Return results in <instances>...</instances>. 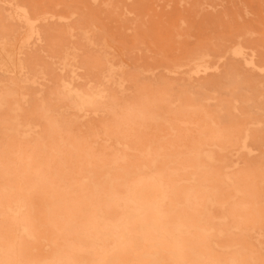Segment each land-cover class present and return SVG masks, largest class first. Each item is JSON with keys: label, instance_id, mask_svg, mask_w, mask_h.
<instances>
[{"label": "bare ground", "instance_id": "1", "mask_svg": "<svg viewBox=\"0 0 264 264\" xmlns=\"http://www.w3.org/2000/svg\"><path fill=\"white\" fill-rule=\"evenodd\" d=\"M55 4L0 0V264H264V21L154 65Z\"/></svg>", "mask_w": 264, "mask_h": 264}, {"label": "rangeland", "instance_id": "2", "mask_svg": "<svg viewBox=\"0 0 264 264\" xmlns=\"http://www.w3.org/2000/svg\"><path fill=\"white\" fill-rule=\"evenodd\" d=\"M41 5L53 4L61 15H66L67 6L78 13L85 12L95 17L96 29L102 27L107 35L111 51L109 58H123L119 47L134 49L129 53L132 61L154 62L160 57L172 59L181 55L186 45L193 46L212 40L229 32L234 25L233 10H239V19L251 24L253 35H259L264 21V0H122L123 6L112 7L115 12L104 10L110 0H36ZM127 20L123 22L122 17ZM175 24L181 25L185 34L175 36ZM99 31V30H98ZM100 32V31H99ZM136 49V50H135ZM141 57V59H138ZM124 59V58H123ZM157 72H163L155 67ZM197 116L176 120V132L189 137L197 134ZM126 126V125H124ZM123 126V127H124ZM127 127L123 133L127 136ZM144 137L158 138L165 135L161 128L148 127ZM128 139V137H127ZM190 140L183 138L178 148L183 150ZM137 150L129 148L134 157Z\"/></svg>", "mask_w": 264, "mask_h": 264}]
</instances>
